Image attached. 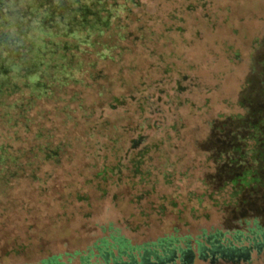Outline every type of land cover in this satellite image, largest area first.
<instances>
[{"label": "rangeland", "instance_id": "rangeland-1", "mask_svg": "<svg viewBox=\"0 0 264 264\" xmlns=\"http://www.w3.org/2000/svg\"><path fill=\"white\" fill-rule=\"evenodd\" d=\"M61 1L0 0V77L5 72L9 81L19 78L21 68L5 63L8 50L22 40L32 41L24 33L37 32H32L39 26L35 19L49 23L56 16L55 27ZM85 1L80 0L79 8ZM187 1L136 0L135 13L144 24H154L156 34L164 22L171 27L174 17L185 20L183 30H167L150 46L157 71L146 73L142 64L133 74L145 82L140 95L150 97L153 113L138 115L134 107L97 108L102 117L96 115V125L108 116L111 122L116 116L123 120L122 140L107 147L106 159L101 141L90 143L93 151L88 155L81 142L69 140L72 150L56 164L31 160L37 169L9 177L0 188V264H140L145 255L154 264L163 254V248H154L160 240L169 241L175 264H183L186 256L189 264H264V188L224 183L201 141L212 115L245 111L239 102L250 97L242 96L247 82L262 71L264 0H205V10L189 14ZM33 39L41 44L44 36ZM25 56L29 61L31 53ZM166 64L169 69L162 77L158 66ZM13 100L5 102L12 106ZM42 114L39 123L62 139L61 117L52 108H43ZM172 124H180L169 135L170 148L178 154L169 161V175H174L156 180L147 176L146 186L134 188L135 180L120 169L143 161L144 147L126 153L128 130H148L156 146ZM2 125L0 144L14 141L12 130ZM155 153L153 149L146 158L147 165L157 163ZM247 163L252 166L253 160ZM111 164L120 168L99 175L103 165ZM226 249L247 252L231 262L222 257Z\"/></svg>", "mask_w": 264, "mask_h": 264}, {"label": "trees", "instance_id": "trees-1", "mask_svg": "<svg viewBox=\"0 0 264 264\" xmlns=\"http://www.w3.org/2000/svg\"><path fill=\"white\" fill-rule=\"evenodd\" d=\"M61 2L60 11L54 13L59 18L55 27L56 16L49 19V23L35 19L39 26L32 32H37L24 33L27 38L30 35L32 41L22 40L16 48L8 50L6 56L5 63L20 67L21 71L19 78L14 76L11 81L5 72L0 77V122L5 130H12L14 135V141L0 144V188L7 185L9 177L37 169L29 164L31 160L39 163L42 159L56 164L60 156L72 150L69 140L81 142L83 153L88 155L93 151L90 143L96 139L101 141L106 159L109 155L107 147L116 140H122L118 136L123 131V120L116 116L111 122L108 116L96 125V115L97 118L102 117V114H96L97 108L106 111L134 107L138 115L153 113L150 97L140 95L145 82L140 83L136 77L133 78V74L142 64L146 65L143 69L146 73L157 71L152 64L154 50L150 49L152 44H157V35L161 37L173 28H185L181 15L174 17L171 27L166 22L158 25L156 29L161 27V32L156 34L152 28L154 24H144L141 16L135 13L139 8L136 0H86L85 7L81 8L80 0ZM187 2L188 14L199 8L205 10V0ZM34 37L36 41L43 39V43L37 44ZM28 52L31 53L29 61L25 56ZM31 58H37V62L31 63ZM20 61L28 62L21 66ZM261 64L260 76L253 75L247 82L245 95L242 94L246 99L250 95L247 103L239 102L244 113L212 115L208 120L211 124L208 132L201 140L208 147L203 146V150L213 159L218 176L223 177L226 184L239 182L241 189L250 186L264 188V59ZM167 65L158 66L162 77L169 69ZM177 86L180 90L179 84ZM9 97H14L12 106L5 102ZM43 108H52V112L61 117L62 139L60 134L48 133L49 128L39 123ZM177 125L180 127V124H172L171 129L164 130L156 146L151 144L148 130L142 127L136 131L128 130L130 136L125 140L126 153H138L137 149L144 147L140 152L143 161L128 162L120 169V173H127L130 180H135L132 182L134 188L148 184L144 177L153 175L156 180L158 176L166 179L172 175H169V161L178 154L170 148L169 135ZM153 149L157 163L147 165L146 160L149 159L146 158ZM116 153L117 150L113 155ZM252 160V166L248 165L247 161ZM119 168L118 164L103 165L99 175ZM168 242L160 240L154 245L155 249L163 248L161 258L154 264H175L176 257L168 251ZM246 250L226 249L222 257L233 262L241 255L245 256ZM182 263H190L188 256ZM140 264L152 263L145 255Z\"/></svg>", "mask_w": 264, "mask_h": 264}]
</instances>
